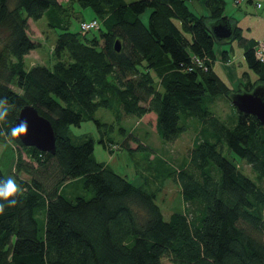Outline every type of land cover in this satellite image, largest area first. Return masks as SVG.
Instances as JSON below:
<instances>
[{"label":"trees","instance_id":"1","mask_svg":"<svg viewBox=\"0 0 264 264\" xmlns=\"http://www.w3.org/2000/svg\"><path fill=\"white\" fill-rule=\"evenodd\" d=\"M191 1L200 0H68L67 7L58 0H0V98L9 109L0 132L7 134L20 110L32 106L56 138L55 154H49L3 135L15 148L13 173L22 191L16 206L0 215V264H264V127L235 110L221 120L207 105L264 85V63L254 57L256 42L228 18L231 37L211 35L208 24L224 16V0H203L207 14L198 16L188 9ZM75 6L91 11L96 36L70 31ZM145 10L146 25L139 19ZM42 18L60 30L55 62L27 69L24 57L39 47L28 21ZM232 40L256 76L248 82L242 73L244 83L235 89L211 70L214 44ZM191 56L208 58V69L187 71ZM100 108L118 126L148 118L165 143L193 130L186 160L169 172L184 209L164 220L153 192L96 162L90 139L72 143L69 128L84 121L111 131L113 124L95 118ZM118 126L120 149L148 151ZM99 143L110 153L109 137ZM223 149L245 163L254 180ZM6 179L0 169V180ZM77 181L92 190L90 198L63 193Z\"/></svg>","mask_w":264,"mask_h":264},{"label":"rangeland","instance_id":"2","mask_svg":"<svg viewBox=\"0 0 264 264\" xmlns=\"http://www.w3.org/2000/svg\"><path fill=\"white\" fill-rule=\"evenodd\" d=\"M123 1L125 3H130L136 0ZM253 1L260 2L262 8L255 11L253 6L245 5V2H242L239 5H234V0H224V16L228 17L233 22L236 21L238 25L242 27L243 36H247L248 34L254 36L257 34L258 28L255 27L258 23L260 24L264 21V0ZM58 2L66 7L68 6V0H58ZM187 6L188 9L197 16L206 15V11L199 1L188 2ZM75 8L76 11L79 12L76 17L71 16L70 18V31L80 32V21L91 20L92 13L89 9H78L77 6H75ZM148 15L149 10H145L139 16L140 21L144 25L147 24ZM28 23V35L32 41L38 44L39 47L30 52L26 57V68L28 69L29 67H34L36 65L47 67L53 65L55 62L53 56L54 44L56 36L60 30H52L49 28L45 18L36 22L29 20ZM96 35V31H90L86 34V38L90 39ZM217 48L226 50L231 55L230 61L232 66L237 70L240 77L242 72L248 71L250 79L253 80L254 74L246 68L242 59V49L238 47L236 40H232L231 43L214 44V52ZM227 100L228 99L223 97H218L212 100L207 104L210 112L213 113L215 117L225 116L226 119L231 118L232 112L234 114V109L230 107ZM95 118L102 123L108 125L113 124L111 131L103 127L98 129L93 121H84L79 127L71 126L69 128V137L72 143L74 145H79L83 141L90 139L93 142L92 155L96 162L110 164L109 167L116 173L125 174L126 179L130 182L136 185H144L143 187L148 191L153 192L156 198L155 203L159 207L164 220L168 219L169 214L184 209L185 205L181 203L179 198L178 187L169 177V172L172 173L179 169L186 160L187 150L191 148L192 140L194 138L193 130L189 128L174 142L165 143L154 133L151 124L152 121L148 120V118L124 120L119 124V126L123 127V133H133L135 136L134 138L138 139L140 142L143 141L149 148L148 151L129 153L126 149H120L118 147L120 143V134L117 129L118 124L113 123L114 118L112 113L100 108L96 111ZM105 137H109L111 142L110 145L114 146V148L110 150V153L104 150L99 143V140ZM106 147L108 149L109 145ZM222 154L227 159H232L236 162V167L242 174L254 180L253 174L245 163L235 156L229 155L225 149L222 150ZM147 156H151L152 158L155 157V159H147ZM24 158L26 159L25 155ZM156 158L162 160L164 163L160 164ZM15 161L16 152L14 146L11 142H8L3 135H0V169L5 177H12L16 180L13 173ZM19 175L22 179L27 178V176L22 173ZM167 177L169 178L166 179ZM152 178L154 179L151 180ZM259 185L262 188L264 187L263 184ZM63 193L70 198L75 196L90 198L93 195L92 190L83 187L82 181L69 184L67 187L63 188ZM163 263H166L165 260Z\"/></svg>","mask_w":264,"mask_h":264},{"label":"water","instance_id":"3","mask_svg":"<svg viewBox=\"0 0 264 264\" xmlns=\"http://www.w3.org/2000/svg\"><path fill=\"white\" fill-rule=\"evenodd\" d=\"M211 35L217 41H226L231 37L232 26L226 16L208 24ZM115 52L119 50L118 42L113 44ZM228 101L240 115L252 116L259 125L264 127V85L258 84L250 91L231 92ZM27 121V132L17 137L25 147H32L41 152L55 154V133L51 123L40 116L32 106L23 107L16 119L15 126Z\"/></svg>","mask_w":264,"mask_h":264},{"label":"crops","instance_id":"4","mask_svg":"<svg viewBox=\"0 0 264 264\" xmlns=\"http://www.w3.org/2000/svg\"><path fill=\"white\" fill-rule=\"evenodd\" d=\"M201 6L203 7V0L199 1ZM245 5L248 6H253V9L256 10H260L262 8L260 2H254L253 0H246ZM256 4H259L260 7H256ZM204 8V7H203ZM206 11V10H205ZM207 14V11H206ZM228 18V17H227ZM229 19V18H228ZM230 20V19H229ZM230 23L235 24L239 29H240V34L243 38L246 39H251L255 42H263L264 43V21H262V23H258L257 26L255 28H258L257 30V34H255L254 36H250L251 34H248L247 36H243L242 34V27L240 25H238V23L236 21H231ZM226 51V50H222L220 48H217L216 51L214 52V56H213V63L211 65V70L212 72L217 76V78L229 89H234L236 87H238L239 83H244V80H241L240 75L237 73V70H235V68L232 66V63L230 61L231 55L227 52V54L225 55L226 60H222L221 58V52ZM32 52V51H31ZM232 52V50H231ZM28 56V55H27ZM24 57V63L26 61V57ZM230 62H229V61ZM228 61V62H227ZM31 67H29L28 69H30ZM247 74V81L248 82H253L256 79V76L254 75L253 80L250 79V74L248 71H244ZM242 72V73H244ZM231 113V112H230ZM221 120H226V117H219ZM224 118V119H223ZM128 133V132H127ZM125 133V135L127 134ZM133 134V133H132ZM138 140V139H136ZM119 141L121 142V137L119 139ZM140 144H142L143 146H147L143 141H138ZM147 159L150 160H154L155 157H147ZM157 159V158H156ZM112 162V160H111ZM102 163V162H99ZM104 164V163H103ZM109 167L110 164H105ZM110 168V167H109ZM113 170V169H112ZM114 171V170H113ZM115 172V171H114ZM120 175H125V174H120ZM20 177V176H19ZM126 177V175H125ZM133 177V176H132ZM154 178H152L151 180H153ZM142 183V182H141ZM134 184V183H133ZM136 185V184H135ZM138 185V184H137ZM138 186H144V185H138Z\"/></svg>","mask_w":264,"mask_h":264},{"label":"clouds","instance_id":"5","mask_svg":"<svg viewBox=\"0 0 264 264\" xmlns=\"http://www.w3.org/2000/svg\"><path fill=\"white\" fill-rule=\"evenodd\" d=\"M9 115V109L7 100L0 98V122L6 121ZM27 132V121H21L16 126L12 127L7 134L0 133V135H6L10 138L19 137L26 134ZM21 186L18 185L17 181L9 177L6 180H0V215L5 212V207L12 208L17 204V196L21 193Z\"/></svg>","mask_w":264,"mask_h":264},{"label":"built area","instance_id":"6","mask_svg":"<svg viewBox=\"0 0 264 264\" xmlns=\"http://www.w3.org/2000/svg\"><path fill=\"white\" fill-rule=\"evenodd\" d=\"M246 0H234V5H239L242 2H245ZM256 7H260L259 4H256ZM98 22L95 19L89 20V21H82L79 23V31L82 34L88 33L90 31H96L98 29ZM254 57L255 59L260 62L264 63V43L263 42H256V45L254 47ZM210 64V60L205 57L200 59L195 56L190 57V62H189V68H187V71H190L191 68H198L202 71H206L208 69V65ZM109 145V148L107 150H112L114 148L113 145ZM107 148V147H106Z\"/></svg>","mask_w":264,"mask_h":264}]
</instances>
